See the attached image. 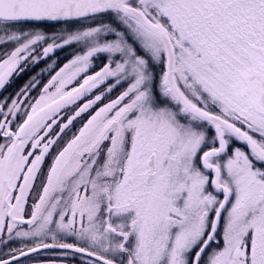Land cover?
<instances>
[{"label":"snow or ice","instance_id":"snow-or-ice-1","mask_svg":"<svg viewBox=\"0 0 264 264\" xmlns=\"http://www.w3.org/2000/svg\"><path fill=\"white\" fill-rule=\"evenodd\" d=\"M0 264H264V0H0Z\"/></svg>","mask_w":264,"mask_h":264}]
</instances>
